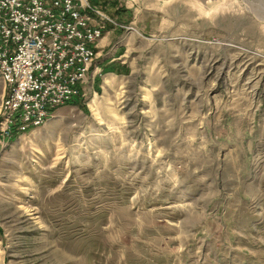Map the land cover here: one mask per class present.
Masks as SVG:
<instances>
[{
	"label": "rangeland",
	"instance_id": "1",
	"mask_svg": "<svg viewBox=\"0 0 264 264\" xmlns=\"http://www.w3.org/2000/svg\"><path fill=\"white\" fill-rule=\"evenodd\" d=\"M103 1L73 102L0 77V264H264V0Z\"/></svg>",
	"mask_w": 264,
	"mask_h": 264
},
{
	"label": "built area",
	"instance_id": "2",
	"mask_svg": "<svg viewBox=\"0 0 264 264\" xmlns=\"http://www.w3.org/2000/svg\"><path fill=\"white\" fill-rule=\"evenodd\" d=\"M103 30L82 20L79 0H0V76L12 68L17 114L6 138L80 96L82 62Z\"/></svg>",
	"mask_w": 264,
	"mask_h": 264
},
{
	"label": "bare ground",
	"instance_id": "3",
	"mask_svg": "<svg viewBox=\"0 0 264 264\" xmlns=\"http://www.w3.org/2000/svg\"><path fill=\"white\" fill-rule=\"evenodd\" d=\"M88 3L89 2L87 0H79V8H80V13L82 15V20L89 22L93 26H102V28L105 30H103L101 33H98L95 42L93 43V45L88 50L89 55H86L85 62H82L83 66L80 69L81 80L79 81V92H81V88L83 86L82 84L85 83V81H86V77L90 71V66H92L94 59H96L95 57L97 55V52H96L97 43L103 37L104 33L106 32V27L103 24V19H102V18L106 19L104 12H102L100 10V8H98L99 11H97L98 4H97V7H95V5L89 6ZM0 77H1V79H3L5 86L7 88H9V90H10V94L4 100V109L6 110V112H9L13 118L15 117V119L17 120V114L15 111V104H8V103L12 102V97H11V92H12V88H13L12 68H10V67L4 68L3 76H0ZM15 79H22V71H15ZM66 103H64V104H66ZM5 104H8L6 106V108H5ZM64 104H62V105H64ZM48 117L49 116H40L38 122L27 124L24 128L19 129L16 133H18L21 130L25 132L30 127L39 126V125L43 124V122L45 120H47Z\"/></svg>",
	"mask_w": 264,
	"mask_h": 264
},
{
	"label": "crops",
	"instance_id": "4",
	"mask_svg": "<svg viewBox=\"0 0 264 264\" xmlns=\"http://www.w3.org/2000/svg\"><path fill=\"white\" fill-rule=\"evenodd\" d=\"M89 3H92V1L91 0H87ZM99 6V5H98ZM99 8V7H98ZM108 25V24H107ZM108 29V28H107ZM106 32H107V30H106ZM105 32V33H106ZM105 33H104V35H105ZM103 35V37L98 41V43H97V47H99L100 45H103L104 44V41H105V39H106V36H104ZM96 47V48H97Z\"/></svg>",
	"mask_w": 264,
	"mask_h": 264
},
{
	"label": "trees",
	"instance_id": "5",
	"mask_svg": "<svg viewBox=\"0 0 264 264\" xmlns=\"http://www.w3.org/2000/svg\"><path fill=\"white\" fill-rule=\"evenodd\" d=\"M92 2H94V3H97L100 7H102V5H103V3H104V1L103 0H91ZM74 100V99H73ZM73 100H72V102H73ZM16 134V133H15Z\"/></svg>",
	"mask_w": 264,
	"mask_h": 264
}]
</instances>
